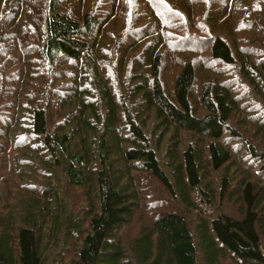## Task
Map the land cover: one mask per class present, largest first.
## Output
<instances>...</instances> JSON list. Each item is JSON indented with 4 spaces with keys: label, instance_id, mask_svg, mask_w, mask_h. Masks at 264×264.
Segmentation results:
<instances>
[{
    "label": "trees",
    "instance_id": "1",
    "mask_svg": "<svg viewBox=\"0 0 264 264\" xmlns=\"http://www.w3.org/2000/svg\"><path fill=\"white\" fill-rule=\"evenodd\" d=\"M258 27L264 0H0V264H264Z\"/></svg>",
    "mask_w": 264,
    "mask_h": 264
},
{
    "label": "rangeland",
    "instance_id": "2",
    "mask_svg": "<svg viewBox=\"0 0 264 264\" xmlns=\"http://www.w3.org/2000/svg\"><path fill=\"white\" fill-rule=\"evenodd\" d=\"M141 1V0H140ZM188 1V0H187ZM183 2V1H181ZM143 30V33L144 35H155L153 37H148L146 38L148 41H152V40H155L156 38H158L160 35H163L164 39L167 40V39H170V38H175V37H172V36H168L166 34V31L164 29L161 28V31L159 32L157 30V27L155 24H148ZM257 33H259V36L256 35L255 37L259 40H263L264 38H261V34H264L263 32V29H261L260 27L257 28L256 30ZM176 36V35H175ZM205 52H200V53H193V52H188V51H173L172 50V47H171V44H169V50L166 54V59L167 61L169 62V64L176 67V65L179 63V61L181 60H191L192 58H196L199 56V59L202 60V61H206L209 64L210 61L209 59H207L206 57L203 56ZM211 69V68H210ZM208 74H211V75H214V77H216V72L214 69H211L210 71H207ZM204 73H206V71L204 69H202V75L201 77H203V75H205ZM241 82V81H240ZM231 83H234L233 81ZM235 85V84H234ZM200 87V86H199ZM240 91H242V89H239ZM243 96L239 98V100H244V103L246 102L245 105H248L250 106L249 107V112H244V113H240L239 115V120H242V122H238L235 125V128L241 124L242 126H245L246 128H248V131H255L256 129H253V122L252 121H249L250 119H253L254 120V117H253V114L254 113H258V111L260 110V108L263 106V103L258 100L256 97L252 96V95H249V94H246V91L242 92ZM198 99V98H197ZM253 117V118H252ZM257 118L259 120H262V118H260V115L258 113L257 115ZM245 152H242L240 155H244ZM239 155V156H240ZM251 161V160H249ZM261 165L260 164H253L252 165V169L254 171H261ZM230 211V210H229ZM230 213H232L233 215H238V209L235 208L233 210L230 211Z\"/></svg>",
    "mask_w": 264,
    "mask_h": 264
}]
</instances>
